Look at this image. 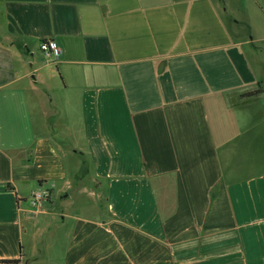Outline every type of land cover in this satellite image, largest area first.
<instances>
[{
  "label": "crops",
  "instance_id": "crops-1",
  "mask_svg": "<svg viewBox=\"0 0 264 264\" xmlns=\"http://www.w3.org/2000/svg\"><path fill=\"white\" fill-rule=\"evenodd\" d=\"M248 16L264 0H0V261L264 264Z\"/></svg>",
  "mask_w": 264,
  "mask_h": 264
},
{
  "label": "built area",
  "instance_id": "built-area-1",
  "mask_svg": "<svg viewBox=\"0 0 264 264\" xmlns=\"http://www.w3.org/2000/svg\"><path fill=\"white\" fill-rule=\"evenodd\" d=\"M40 51L47 57L58 58L61 51L58 45L52 40H43L39 44ZM51 200V192L49 189L38 187L35 189L28 199V204L33 210H40L45 204Z\"/></svg>",
  "mask_w": 264,
  "mask_h": 264
},
{
  "label": "rangeland",
  "instance_id": "rangeland-1",
  "mask_svg": "<svg viewBox=\"0 0 264 264\" xmlns=\"http://www.w3.org/2000/svg\"><path fill=\"white\" fill-rule=\"evenodd\" d=\"M238 14H240V15H242V13H238ZM243 16V15H242ZM250 16H253V15H251L250 14ZM241 17V16H240ZM239 17V18H240ZM249 17V16H248ZM244 18V17H243ZM246 18V17H245ZM244 21H245V19H244ZM246 23H248L250 26H251V28H253V25H255V27H256V30L257 31H261L262 30V27H264V25L262 26L261 25V23L262 24H264L263 22H261V21H259V20H256V21H253L250 17H249V19H246ZM242 29V30H241ZM239 31H241L240 33H242V36H244V34H245V28L243 29V28H241ZM264 29V28H263ZM261 46V45H260ZM262 47H264V44L261 46V48ZM263 57H264V52H263Z\"/></svg>",
  "mask_w": 264,
  "mask_h": 264
},
{
  "label": "trees",
  "instance_id": "trees-1",
  "mask_svg": "<svg viewBox=\"0 0 264 264\" xmlns=\"http://www.w3.org/2000/svg\"><path fill=\"white\" fill-rule=\"evenodd\" d=\"M260 93H261L260 90L255 89V90L243 93L242 96L243 97H251V96H256ZM16 263H18V260H2V261H0V264H16Z\"/></svg>",
  "mask_w": 264,
  "mask_h": 264
}]
</instances>
